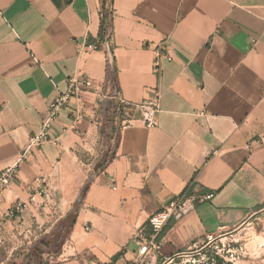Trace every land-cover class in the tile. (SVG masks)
<instances>
[{
	"label": "crops",
	"instance_id": "0c3cea01",
	"mask_svg": "<svg viewBox=\"0 0 264 264\" xmlns=\"http://www.w3.org/2000/svg\"><path fill=\"white\" fill-rule=\"evenodd\" d=\"M104 1L0 0V169L38 132L55 85L66 90L77 70L92 79L79 127L73 99L0 192V253L27 240L16 264H132L134 236L188 189L215 196L170 221L158 262L264 210V0H114L115 95L106 50L78 46L101 43ZM161 45L172 60L158 72ZM158 92L148 128L132 106ZM19 203L17 218L3 216Z\"/></svg>",
	"mask_w": 264,
	"mask_h": 264
},
{
	"label": "built area",
	"instance_id": "2783aa9c",
	"mask_svg": "<svg viewBox=\"0 0 264 264\" xmlns=\"http://www.w3.org/2000/svg\"><path fill=\"white\" fill-rule=\"evenodd\" d=\"M79 46L80 56L85 50H107L106 44L90 43L86 41ZM172 60V56L167 52H163V46L156 48V57L154 60L155 71L161 70V60ZM66 90H60L56 86V95L48 104V111L43 118L39 130L32 135L16 159L9 165L0 169V192L9 188L15 179L19 166L30 158L35 149L51 140V130L54 122L57 120L60 110L66 106H70L73 99L76 100L73 107V124L72 128H78L79 124L85 118L84 100L81 92L92 86V79L77 70L68 78ZM126 102L119 99L117 111H127ZM139 112V120L148 128L158 124V114L161 111L159 92L151 100H145L139 104L132 106ZM202 110L197 115H204ZM134 121L133 118H125L121 121L122 126H126ZM40 194L46 198L50 197L47 189L40 190ZM215 192L196 193L189 189L184 191L177 198L165 204L160 210L153 213L148 222L149 234L140 232L132 239L137 246V253L132 264H240L247 254V248L244 244L239 243L236 238L241 228L237 231H229L225 226L219 227L213 232L207 233L199 240L192 243L185 249L175 251L163 258L160 262L159 253L163 242V233L172 219H179L190 212L194 211L198 205L210 201L214 198ZM25 208L24 204H16L8 208L3 216L7 219H15L21 214Z\"/></svg>",
	"mask_w": 264,
	"mask_h": 264
},
{
	"label": "rangeland",
	"instance_id": "374dc122",
	"mask_svg": "<svg viewBox=\"0 0 264 264\" xmlns=\"http://www.w3.org/2000/svg\"><path fill=\"white\" fill-rule=\"evenodd\" d=\"M110 146H114L113 140ZM236 238L247 248V254L240 264H264V210L254 213ZM25 241L27 240H20V237L17 240L14 238L10 242V248L0 253V264H16L18 253L22 252L18 246Z\"/></svg>",
	"mask_w": 264,
	"mask_h": 264
},
{
	"label": "trees",
	"instance_id": "16d2710c",
	"mask_svg": "<svg viewBox=\"0 0 264 264\" xmlns=\"http://www.w3.org/2000/svg\"><path fill=\"white\" fill-rule=\"evenodd\" d=\"M114 21H115V9H114V0H105L102 7V19L100 24V32H99V39L101 44H108L110 46L112 55H113V65L110 63L108 59L107 65V80L111 81L112 84V93L111 95H115L119 92V82L117 77V70L115 66V56H114V47L111 44L113 33H114ZM90 42V41H88ZM91 43V42H90ZM107 52V50H106ZM120 118H123L126 115V111L121 110ZM88 187L85 186L80 193V199L76 200L74 203V208L71 214L76 215L82 201L86 195Z\"/></svg>",
	"mask_w": 264,
	"mask_h": 264
},
{
	"label": "water",
	"instance_id": "95a60500",
	"mask_svg": "<svg viewBox=\"0 0 264 264\" xmlns=\"http://www.w3.org/2000/svg\"><path fill=\"white\" fill-rule=\"evenodd\" d=\"M106 46H107V53H108V57H109V61L110 63L113 65V55H112V52H111V49H110V46L108 44V41L106 43ZM111 89H112V84L111 82L108 83V92L110 93L111 92Z\"/></svg>",
	"mask_w": 264,
	"mask_h": 264
}]
</instances>
